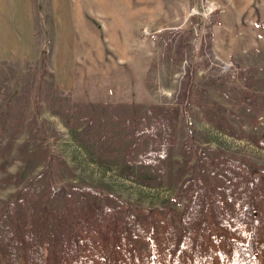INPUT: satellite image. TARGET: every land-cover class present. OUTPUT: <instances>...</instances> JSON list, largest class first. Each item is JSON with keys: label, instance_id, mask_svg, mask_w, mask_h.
<instances>
[{"label": "rangeland", "instance_id": "rangeland-1", "mask_svg": "<svg viewBox=\"0 0 264 264\" xmlns=\"http://www.w3.org/2000/svg\"><path fill=\"white\" fill-rule=\"evenodd\" d=\"M49 157L54 188L174 226L198 166L264 168V0H0V215Z\"/></svg>", "mask_w": 264, "mask_h": 264}, {"label": "trees", "instance_id": "trees-1", "mask_svg": "<svg viewBox=\"0 0 264 264\" xmlns=\"http://www.w3.org/2000/svg\"><path fill=\"white\" fill-rule=\"evenodd\" d=\"M45 159L42 175L0 215V249L13 264L20 247L25 264H209L215 252L224 264H260L264 168L217 161L211 183L197 165L198 182L188 180L187 205L174 226L169 212L135 210L85 188H54L48 169L53 158ZM33 198L47 201L39 212L29 208ZM19 207L21 218L6 222ZM156 228L163 231L167 258ZM144 242L147 250L140 248Z\"/></svg>", "mask_w": 264, "mask_h": 264}, {"label": "water", "instance_id": "water-1", "mask_svg": "<svg viewBox=\"0 0 264 264\" xmlns=\"http://www.w3.org/2000/svg\"><path fill=\"white\" fill-rule=\"evenodd\" d=\"M45 52H41V58H43Z\"/></svg>", "mask_w": 264, "mask_h": 264}, {"label": "built area", "instance_id": "built-area-1", "mask_svg": "<svg viewBox=\"0 0 264 264\" xmlns=\"http://www.w3.org/2000/svg\"><path fill=\"white\" fill-rule=\"evenodd\" d=\"M189 126H191V125H190V122H188V130H190Z\"/></svg>", "mask_w": 264, "mask_h": 264}]
</instances>
